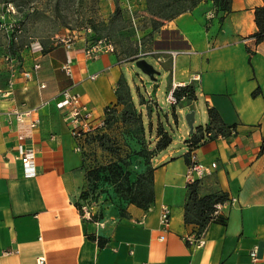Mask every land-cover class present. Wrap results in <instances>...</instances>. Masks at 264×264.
<instances>
[{
  "label": "crops",
  "instance_id": "crops-1",
  "mask_svg": "<svg viewBox=\"0 0 264 264\" xmlns=\"http://www.w3.org/2000/svg\"><path fill=\"white\" fill-rule=\"evenodd\" d=\"M262 5V0H230L221 20L195 8L161 26L152 40L155 56L150 59L168 78L166 94L184 85L195 90V101L176 109L185 135L184 115L193 112V129L197 123L204 126L209 107L225 125L236 126L229 137L206 139L194 151L198 162L216 164L197 182L198 196L226 197L218 213L223 224L209 223L203 230L183 220L187 148L180 132L167 149L153 154L154 201L148 210L127 203L117 207L101 194L92 211L90 198H79L87 190L83 155L57 104L60 93H75L98 123L105 109L116 104L115 88L126 81L129 69L115 53L88 57L84 36L69 51L49 41L37 51L24 48L27 43L14 47L0 30V264H37L38 259L43 264H252L253 247L264 258V154L259 155L264 42L255 45L251 38L254 9ZM67 58L70 77L60 68ZM33 64L40 69L27 80L22 74ZM256 88L260 94L252 97ZM32 110L16 120V113ZM19 147L34 153V177H24ZM93 152L95 158L102 153L99 148ZM163 207L169 210L166 226L160 222Z\"/></svg>",
  "mask_w": 264,
  "mask_h": 264
},
{
  "label": "rangeland",
  "instance_id": "rangeland-1",
  "mask_svg": "<svg viewBox=\"0 0 264 264\" xmlns=\"http://www.w3.org/2000/svg\"><path fill=\"white\" fill-rule=\"evenodd\" d=\"M227 0H0L11 2L18 11L14 19L22 34L14 38V47L25 43L47 46L52 36L74 32L77 37L105 38L114 53L129 69L117 88L120 104L110 113L109 137L106 149L94 158L93 167L116 163L130 172L133 189L148 188V173L152 170L153 147L158 128L173 139L179 132L188 139L181 120L172 116L173 107L165 102L168 78L161 75L150 59L151 44L156 31L175 16L195 8L210 18L222 19ZM0 11L2 7L0 5ZM1 13V12H0ZM144 59L159 76L155 81L143 75L134 62ZM169 60H165L169 66ZM159 80H161L159 82ZM203 104H200V109ZM140 116V120L138 119ZM198 122V120L196 121ZM198 125V123H197ZM195 125V127L197 126ZM92 148V149H91ZM95 151L97 146L90 147ZM95 149V150H94ZM183 154V153H182ZM124 185L116 182L87 181L89 207H98L99 196L117 207L126 203ZM81 209V208H80ZM95 211V210H94ZM97 213V210H96Z\"/></svg>",
  "mask_w": 264,
  "mask_h": 264
},
{
  "label": "trees",
  "instance_id": "trees-1",
  "mask_svg": "<svg viewBox=\"0 0 264 264\" xmlns=\"http://www.w3.org/2000/svg\"><path fill=\"white\" fill-rule=\"evenodd\" d=\"M264 1V0H262ZM11 3V2H9ZM225 11H228L230 0H227L225 3ZM254 23L256 26V31L251 35V38L254 39L255 45H258L261 42H264V5L257 7L254 9ZM10 41L13 42L12 38ZM10 51L14 53V50L11 49ZM248 52V63H250V57L252 53ZM15 54V53H14ZM166 65V64H165ZM165 70L167 72L170 71V63L169 66H165ZM117 84L115 88L116 94V104L111 107H107L105 109V115L103 118L104 123V130L99 132L95 137L92 138L93 143H95V147L102 150H107L105 145L108 142L109 137V125L108 120L110 113L113 110H116L118 105L120 104V97L117 95V88L119 84ZM173 96L177 100V105L172 106V116L176 119V109L182 102H194L196 99L195 90L192 85H184L181 87H176L172 91ZM260 94V90L256 88L252 93V97H256ZM207 114V123L204 126H196L191 133L188 135V139L184 141V144L187 148V154L185 155V161L187 163L188 154L195 151L199 146L206 142V139H213L216 137H229L231 133H235V125H225L218 113L215 109L209 107L206 109ZM140 120V116L138 119ZM172 137L162 128H158L157 135L154 141L153 151L160 152L165 149L171 144ZM95 153L91 151V155ZM264 154V137H262L261 145L259 148V155ZM93 155V156H94ZM94 158L92 157V164L91 166L87 167L85 164L86 169V178L87 181L91 180L93 184L98 181L103 182H116L117 184L124 185V192L125 195L128 197L126 200L127 204L134 205L140 209L148 210L150 206L153 204L154 196H153V189H152V170L148 173V188L145 190L140 188L139 190L133 189V183L130 182V172L125 170L124 168L120 167L116 163H109L104 167L95 168L93 167ZM186 201L184 204V216L183 220L185 224H194L196 225L199 230H203L209 223H222L223 219L218 216L214 215L215 208L214 206L218 203H224L226 197L224 195H207L203 197H199L197 194V182L192 184H187L186 186ZM81 200H86L90 198L89 191L85 190L81 193L80 197Z\"/></svg>",
  "mask_w": 264,
  "mask_h": 264
},
{
  "label": "built area",
  "instance_id": "built-area-1",
  "mask_svg": "<svg viewBox=\"0 0 264 264\" xmlns=\"http://www.w3.org/2000/svg\"><path fill=\"white\" fill-rule=\"evenodd\" d=\"M2 7V11H0V30L4 31L6 34L12 38H14L18 34H22V29L20 24L17 23V19L14 17L18 14L17 8L9 2H5L0 4ZM16 34V35H15ZM9 38V39H10ZM78 37L74 32H69L67 34L61 36H52L48 39L50 45L52 47H61L66 51H69L77 41ZM85 54L94 59L100 54L105 53H114L113 45L107 41L105 38H92L85 37ZM24 48H34L37 51L44 50L43 46L39 43L25 44ZM4 62L9 63V56L3 57ZM61 70L68 77L71 76V61L69 58L65 60V62L61 65ZM40 69L39 64H33L32 69L30 71H24L22 76L25 79H30L34 72H37ZM199 77L197 75L193 76V80H198ZM11 86V84H8ZM44 88L43 85L40 86ZM181 87V86H180ZM7 93V92H6ZM0 94L2 92L0 91ZM62 99L57 104L59 109L63 110L64 119L70 125V134L72 138L76 142V149L78 152H81L83 155V161L86 166L89 167L92 164L91 157V149L90 147H94L95 143H93L92 138L95 137L99 132L104 130V123L101 120L98 123H94L91 118V113L87 111L81 104L77 94L71 93L69 91H64L60 93ZM165 102L171 104L172 106L177 105V100L173 96L172 92H169L165 96ZM32 111H27L23 114L16 113V120L22 121L23 116L30 115ZM38 121H33L31 126L37 124ZM18 160L21 163L23 175L26 178H31L35 176V164H34V153L31 150H24L21 147L18 148ZM216 168L215 163H211L210 165H205L196 159L194 155V151L188 154L187 158V170H186V181L187 184H192L195 182H199L203 177L208 175L212 170ZM225 203V202H224ZM224 203H218L214 206L215 211L214 215H218L221 210L222 205ZM83 215H89V210L82 208ZM169 220V210L167 207H163L160 215V222L163 226L168 224ZM202 244L201 240H198L197 247ZM258 249L257 247H253L249 251V258L252 264H264V258L258 257ZM37 264H43V259H38Z\"/></svg>",
  "mask_w": 264,
  "mask_h": 264
},
{
  "label": "water",
  "instance_id": "water-1",
  "mask_svg": "<svg viewBox=\"0 0 264 264\" xmlns=\"http://www.w3.org/2000/svg\"><path fill=\"white\" fill-rule=\"evenodd\" d=\"M135 67L150 80L155 81L154 76H159L160 72L156 71L149 63L144 59H140L134 62ZM184 121L189 128V133L193 130L194 114L193 112H188L184 115Z\"/></svg>",
  "mask_w": 264,
  "mask_h": 264
}]
</instances>
